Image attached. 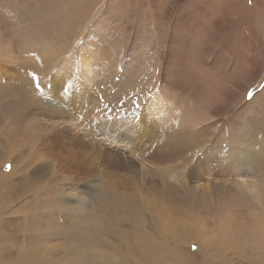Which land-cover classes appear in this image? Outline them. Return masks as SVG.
I'll return each mask as SVG.
<instances>
[{"label":"rangeland","instance_id":"1","mask_svg":"<svg viewBox=\"0 0 264 264\" xmlns=\"http://www.w3.org/2000/svg\"><path fill=\"white\" fill-rule=\"evenodd\" d=\"M261 85L264 0H0V264H264Z\"/></svg>","mask_w":264,"mask_h":264},{"label":"bare ground","instance_id":"2","mask_svg":"<svg viewBox=\"0 0 264 264\" xmlns=\"http://www.w3.org/2000/svg\"><path fill=\"white\" fill-rule=\"evenodd\" d=\"M181 119V118H180ZM247 151V150H246ZM249 152V151H248ZM262 155H263V158H261V157H258L256 160H251V159H249V161L248 160H246V159H244V157H242V159H240V158H232V159H230L231 160V164L235 167L236 165H241V164H245V168H247L248 169V171L250 170V171H254V170H257V169H263L264 168V153H261ZM230 155V154H229ZM248 156H249V154H247ZM239 156V155H238ZM232 157H233V155H232ZM35 158H38V156L37 157H35ZM100 163V162H99ZM107 163V162H106ZM95 182V181H94ZM98 182V181H97ZM259 186V185H258ZM261 186V185H260ZM257 187V186H256ZM100 189V188H99ZM256 189V188H255ZM257 191V190H256ZM244 192V191H243ZM105 193H106V191H105ZM249 192H247V194H248ZM252 193V192H251ZM246 194V195H247ZM255 194V193H254ZM110 195V194H109ZM243 195V194H242ZM252 196H253V194H251ZM241 196V195H240ZM255 196V195H254ZM243 197V196H242ZM256 198H257V200H258V202L260 201L261 203H262V205L264 206V196L260 193V192H256V196H255ZM105 200V199H104ZM129 200V199H128ZM240 201H242V200H240ZM253 201V200H252ZM251 201V202H252ZM129 202V201H128ZM249 202V201H248ZM257 202V203H258ZM99 203V202H98ZM109 203V202H108ZM107 203V204H108ZM124 203V202H123ZM247 203V202H246ZM101 204V203H100ZM111 204V203H110ZM109 205V204H108ZM243 206H245L244 205V203H243ZM258 206V208H259V205H257ZM102 207V206H101ZM105 207V206H104ZM122 207H123V205H122ZM246 207V206H245ZM250 207V206H249ZM112 208V207H111ZM247 208V207H246ZM250 208H252V207H250ZM130 209V208H129ZM263 209V208H262ZM134 210V209H133ZM248 210V209H247ZM254 210V209H253ZM130 211V210H129ZM129 211H128V213H129ZM106 212V211H105ZM256 212V211H255ZM167 213V212H166ZM251 213V212H250ZM249 213V214H250ZM162 214V213H161ZM252 214V213H251ZM262 214V213H261ZM264 214V213H263ZM131 217H129L128 219L130 220V222H132L135 226H137V227H139V225H140V223H141V221L138 219V217L135 215V213H131ZM246 217H249L248 216V214L246 213ZM112 216H113V214H112ZM111 216V217H112ZM116 216V215H115ZM114 216V217H115ZM127 216V215H126ZM172 216V215H171ZM244 216H245V214H244ZM243 216V217H244ZM261 216V215H260ZM93 217V216H92ZM91 217V218H92ZM107 217H108V215H107ZM117 217H118V214H117ZM162 217V216H161ZM167 217V216H166ZM106 218V217H105ZM140 218V217H139ZM245 218V217H244ZM122 220V219H121ZM86 221V220H85ZM85 221H83L84 222V224H83V226H81L80 224H78L77 226H78V229L79 230H81L82 229V227H83V233H82V239L86 242V241H88L87 240V238H84V237H88V235H87V233H86V231L88 230V231H91L92 230V228H95L96 226L97 227H99L100 225H101V223L99 222V221H96V223H94L93 221H92V223H89V222H85ZM108 221V220H107ZM119 221H120V219H119ZM212 221V220H211ZM103 222V221H102ZM105 222V221H104ZM116 222V221H115ZM176 222V221H175ZM218 222V221H217ZM162 223H164V222H162ZM169 223V222H168ZM196 223V222H195ZM194 224V223H193ZM80 225V226H79ZM179 225V224H178ZM195 225V224H194ZM216 225H218V223L216 224ZM190 226V225H189ZM76 228V227H75ZM142 228V227H141ZM180 228V227H179ZM206 228V227H205ZM218 228H221V227H218ZM77 229V228H76ZM77 229V230H78ZM95 229H97V228H95ZM187 229V228H186ZM190 229V228H189ZM195 229V228H194ZM214 229H215V227H214ZM217 229V228H216ZM102 230H103V228H102ZM109 230V229H108ZM197 230V229H196ZM199 230H200V228H199ZM198 230V231H199ZM224 230V229H223ZM111 231V230H110ZM190 231V230H189ZM197 231V232H198ZM212 231V230H211ZM221 233H222V230H219ZM191 232V231H190ZM209 232V231H208ZM207 232V233H208ZM213 232V231H212ZM143 233H145V231L143 232ZM188 233V232H187ZM192 233V232H191ZM203 233H205V232H203ZM142 234V233H141ZM140 234V235H141ZM146 234V233H145ZM193 234V233H192ZM198 234H199V232H198ZM201 234V233H200ZM214 234H216L215 232H214ZM220 234V233H219ZM143 235V234H142ZM147 235V234H146ZM187 235V234H186ZM71 236L72 235H70V234H68V237L69 238H71ZM75 236V235H74ZM145 236V235H144ZM200 237H201V235H199ZM89 237H90V235H89ZM88 237V238H89ZM93 237V236H92ZM95 237V236H94ZM93 237V238H94ZM131 237V236H130ZM148 237V236H147ZM203 237V236H202ZM92 238V239H93ZM95 239V238H94ZM110 239H111V237H110ZM139 239V238H138ZM195 239V238H194ZM200 239V238H199ZM207 239V238H206ZM210 239H212V238H210ZM219 239V243H221L222 245H225V244H228V245H231L232 243H234L235 244V242H240V243H246V242H248L249 244H251L252 246H254L255 248H257V249H259V250H261V252H262V255H264V216L263 217H261V218H259V217H257L256 216V218L254 219V220H252V225L249 227V220H246V221H244L242 224H240V225H237V226H235L229 233H223V234H220V237L218 238ZM96 240V239H95ZM99 240V239H98ZM107 241V240H106ZM135 241V240H134ZM147 242H148V240H146ZM201 241H202V239H201ZM213 241V240H212ZM85 242H84V244H85ZM138 242H140V241H138ZM90 243V245L92 244V242H89ZM83 244V245H84ZM140 244V243H139ZM247 244V243H246ZM245 244V245H246ZM74 245V244H73ZM95 245V244H94ZM93 245V246H94ZM96 245H97V243H96ZM92 246V247H93ZM120 246V245H119ZM180 246V245H179ZM247 246V245H246ZM248 246H250V245H248ZM102 247V246H101ZM112 247H114V246H111L110 247V249L112 248ZM81 248V247H80ZM114 248H117V246L116 247H114ZM140 248H141V246H140ZM140 248H138V249H140ZM109 249V250H110ZM137 249V248H136ZM154 249H156V247L154 248ZM153 249V250H154ZM178 249V248H177ZM179 249H180V247H179ZM85 250V249H84ZM115 250V249H114ZM141 250V249H140ZM139 250V251H140ZM157 250V249H156ZM93 251V250H92ZM104 251V250H103ZM130 251V250H129ZM178 251V250H177ZM130 253H133L132 251L130 252ZM175 253V252H174ZM102 254V253H101ZM105 254V253H104ZM120 254V253H119ZM154 255V254H153ZM159 255H162V254H159ZM133 257H134V259H136V256L135 255H132ZM121 258H122V256H120ZM149 254H138V259H139V261L138 262H140V261H142V259H149ZM151 258V257H150ZM153 258V257H152ZM182 258V257H181ZM186 258H188V257H186ZM183 259V258H182ZM189 261V260H188ZM155 262V261H154ZM181 262V261H180ZM190 262V261H189ZM146 263V262H145ZM149 264H151L150 262H149Z\"/></svg>","mask_w":264,"mask_h":264},{"label":"snow or ice","instance_id":"3","mask_svg":"<svg viewBox=\"0 0 264 264\" xmlns=\"http://www.w3.org/2000/svg\"><path fill=\"white\" fill-rule=\"evenodd\" d=\"M37 87H38V85H37ZM261 88H264V85H261ZM63 90H64V89H63V85H61V88H60V90H59V91H60V92H62ZM252 95H253V94H252L251 92H249V93H248L249 100H251V98H252ZM7 167H9V169H10V167H11V166H10V165H8Z\"/></svg>","mask_w":264,"mask_h":264}]
</instances>
